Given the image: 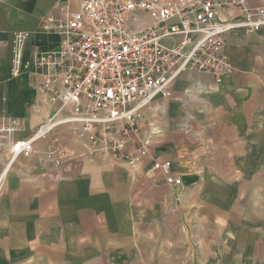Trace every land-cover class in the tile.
<instances>
[{
  "label": "crops",
  "instance_id": "1",
  "mask_svg": "<svg viewBox=\"0 0 264 264\" xmlns=\"http://www.w3.org/2000/svg\"><path fill=\"white\" fill-rule=\"evenodd\" d=\"M54 1L0 0V117L24 119L19 138L57 104L41 69L11 73L12 34H28L24 60L54 47L41 29ZM224 50L231 73L183 72L161 109L143 110L150 145L134 164L89 156L66 125L32 154L0 151V264H264V26L228 32ZM53 137L70 155L58 166L38 154ZM154 159L171 160L180 184L148 171Z\"/></svg>",
  "mask_w": 264,
  "mask_h": 264
},
{
  "label": "built area",
  "instance_id": "2",
  "mask_svg": "<svg viewBox=\"0 0 264 264\" xmlns=\"http://www.w3.org/2000/svg\"><path fill=\"white\" fill-rule=\"evenodd\" d=\"M227 16H221L222 12ZM264 26V5L245 0H56L43 14L41 29L58 35L56 45L24 60L26 32L11 39V73L31 63L40 70L39 89L56 107L28 137L18 116L0 117V151L10 160L36 152L34 143L60 125L78 139L89 156L109 154L136 163L148 155L151 125L143 110L161 109L183 72L201 71L216 80L234 69L225 53L228 32ZM33 108L38 111L37 105ZM60 165L69 154L53 137L38 153ZM168 185L180 184L169 159H154Z\"/></svg>",
  "mask_w": 264,
  "mask_h": 264
}]
</instances>
